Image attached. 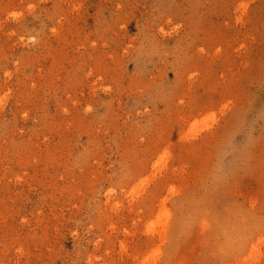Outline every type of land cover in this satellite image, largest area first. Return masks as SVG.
<instances>
[{
  "label": "rangeland",
  "instance_id": "374dc122",
  "mask_svg": "<svg viewBox=\"0 0 264 264\" xmlns=\"http://www.w3.org/2000/svg\"><path fill=\"white\" fill-rule=\"evenodd\" d=\"M0 264H264V0H0Z\"/></svg>",
  "mask_w": 264,
  "mask_h": 264
}]
</instances>
